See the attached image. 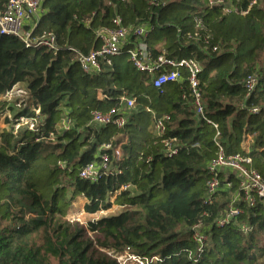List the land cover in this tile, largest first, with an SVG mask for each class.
<instances>
[{"label":"trees","instance_id":"1","mask_svg":"<svg viewBox=\"0 0 264 264\" xmlns=\"http://www.w3.org/2000/svg\"><path fill=\"white\" fill-rule=\"evenodd\" d=\"M252 3L228 0L237 11L226 13L209 0H42L32 37L52 33L56 51L28 48L0 30V264H120L126 252L158 256L152 264H264V201H240L242 212L223 226L216 221L238 189L234 176L232 188L221 178L206 201L217 141L227 155H249L264 179V0ZM117 18L124 27H149L142 40L152 59L201 63L199 89L212 123L196 115L186 69L159 89L155 75L135 66L128 50L136 37L100 73L81 68L77 52L98 48V30L116 27ZM254 74L258 83L248 91ZM19 85L26 97H5ZM123 98L136 100L124 126L92 124L95 111L121 108ZM166 117L158 136L155 124ZM170 137L177 138L174 156L164 151ZM108 143L121 150L112 159L120 172L82 178L102 154L113 157ZM112 196L120 213L85 225L68 219L80 197L84 211L96 214L112 207ZM199 222L210 235L205 246L193 239Z\"/></svg>","mask_w":264,"mask_h":264},{"label":"built area","instance_id":"2","mask_svg":"<svg viewBox=\"0 0 264 264\" xmlns=\"http://www.w3.org/2000/svg\"><path fill=\"white\" fill-rule=\"evenodd\" d=\"M159 0H151L154 4ZM257 0H253L256 3ZM210 6H221L223 11L230 13L237 11L232 5L228 4V0H209ZM43 13L42 0H9L4 9H0V30L2 34L13 35L21 39L26 47L36 48L45 46L51 50H57L56 38L52 33L43 35L41 37H32L33 28L37 25ZM116 27L101 28L97 32L100 45L93 49L88 54L77 52L76 59L81 68L88 74H97L102 71L103 64L111 65L112 59L121 55L124 49L131 41V36L136 37L139 42L135 44L134 48L129 49L131 58L135 66L144 72L154 76L153 84L155 87L161 89L163 85L168 82L177 81L180 78L177 68H184L189 72L188 82L195 96L196 115L207 122L212 121L205 115L204 105L202 103V96L199 89L200 79L199 75L202 71L201 63L193 57H181L175 59L167 57L164 54L152 59L148 52L147 45L143 42L148 33L149 27L140 26L135 29L131 27H124L119 18L115 19ZM198 28H203L202 22L196 20ZM28 27V28H26ZM76 51V50H75ZM173 68V69H170ZM259 77L257 75L249 76L245 81V86L248 91H252L257 85ZM14 90L5 94V97L10 98L14 94ZM22 92V91H18ZM136 100L134 98H123L121 108H112L110 111L103 113L95 111L93 115L92 124L95 126L108 125L115 123L122 127L125 125L128 115L127 109H134ZM150 111V109H148ZM125 111L126 113H122ZM258 108L250 110L251 113H258ZM121 113V114H120ZM164 119L157 120L154 131L158 136L165 133ZM23 120V119H22ZM34 125L32 124V127ZM217 128L218 126L214 124ZM219 134V133H218ZM177 138L170 137L163 140L164 151L167 156H174L178 153ZM217 154L208 164V172L210 179L208 181V191L206 201L211 202L216 193L221 188V178L224 179V188L230 189L233 186L234 176L238 182V189L232 194L229 199L228 206L216 221L219 226L228 224L232 219L239 215L242 210L238 206L240 201L246 202L253 206L257 199L264 201V179L261 174L252 168V158L249 155L232 154L227 155L224 147L217 141ZM196 146L199 143L195 144ZM105 149H113V157L108 154H102L99 162H93L86 165L80 172V176L88 181L97 182L102 173H118L119 168L114 165L113 160L119 161L122 156L119 148H114L112 144L104 145ZM129 185L123 186L122 189L129 188ZM193 239L199 246H205L209 242V233L205 231L202 222L196 224L193 228ZM249 228L243 226V231L247 232ZM127 262L129 264H152L158 261V256L141 257L139 255L126 252ZM124 254V255H125ZM117 256L118 261L120 257ZM121 264V261H119Z\"/></svg>","mask_w":264,"mask_h":264},{"label":"rangeland","instance_id":"3","mask_svg":"<svg viewBox=\"0 0 264 264\" xmlns=\"http://www.w3.org/2000/svg\"><path fill=\"white\" fill-rule=\"evenodd\" d=\"M23 90H24L23 85L17 86L16 90H14V94H12L9 99L15 100L17 98L26 97L24 94L25 92ZM18 91H22V92H18ZM7 114L8 113H6V115ZM6 115L4 114L2 115V120H4ZM2 126H5V124L2 123ZM110 201L112 202V207L110 209L102 210L101 212H98L96 214H89L84 211V204L87 202L86 199L84 197H80L72 204V207L70 208L68 213V219L71 221H79L81 224L85 225L89 221L97 220L104 216L116 215L124 209V207L121 206L119 202L116 200V196H112L110 198ZM127 259H128L127 255L125 254L123 257L119 258V261H121V264H129L127 262ZM135 264H139V263H135Z\"/></svg>","mask_w":264,"mask_h":264},{"label":"crops","instance_id":"4","mask_svg":"<svg viewBox=\"0 0 264 264\" xmlns=\"http://www.w3.org/2000/svg\"><path fill=\"white\" fill-rule=\"evenodd\" d=\"M17 88V87H16ZM16 88H14L16 90Z\"/></svg>","mask_w":264,"mask_h":264},{"label":"water","instance_id":"5","mask_svg":"<svg viewBox=\"0 0 264 264\" xmlns=\"http://www.w3.org/2000/svg\"><path fill=\"white\" fill-rule=\"evenodd\" d=\"M39 22V21H38ZM97 40H98V37H97Z\"/></svg>","mask_w":264,"mask_h":264}]
</instances>
